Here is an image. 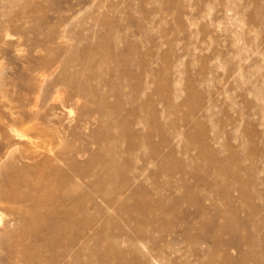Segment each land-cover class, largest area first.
I'll use <instances>...</instances> for the list:
<instances>
[{
	"label": "rangeland",
	"instance_id": "rangeland-1",
	"mask_svg": "<svg viewBox=\"0 0 264 264\" xmlns=\"http://www.w3.org/2000/svg\"><path fill=\"white\" fill-rule=\"evenodd\" d=\"M0 199V264H264V0H0Z\"/></svg>",
	"mask_w": 264,
	"mask_h": 264
},
{
	"label": "bare ground",
	"instance_id": "bare-ground-1",
	"mask_svg": "<svg viewBox=\"0 0 264 264\" xmlns=\"http://www.w3.org/2000/svg\"><path fill=\"white\" fill-rule=\"evenodd\" d=\"M65 79H66V78H65ZM69 79H71V77H70ZM69 79L64 80V81H69V83L73 82V81L70 82ZM73 79H74V78H73ZM64 83H65V82H64ZM67 83H68V82H67ZM69 83H68V84H69ZM84 83H85V82H84ZM65 84H66V83H65ZM83 88H84V87H83ZM86 88H87V87H86ZM86 88H85L84 92H83V90H82V92H83V94H85L86 96H88L89 98H91V97H90L91 94H90L89 92H87L88 89H86ZM83 94H82V96H83ZM92 101H93V100H92ZM100 109H101V108H100ZM101 111H102V109H101ZM101 111H100V112H101ZM101 114H102V113H101ZM84 123H85V122H84ZM13 174H14V173H13ZM58 175H60V174H58ZM63 175H64V173H63ZM5 177H6V176H5ZM53 177H54V176H53ZM50 178H51V177H50ZM12 188H13V186H12ZM47 189H48V188H47ZM1 191H2V190H1ZM3 191H4V190H3ZM52 191H53V190H52ZM44 192H45V191H44ZM51 193H52V192H51ZM10 195H11V194H10ZM39 195H40V194H39ZM65 195H66V194H64V196H65ZM67 195H68V194H67ZM33 196H34V195H33ZM36 196H37V195H36ZM42 196H44V193H43ZM68 196H70V195H68ZM46 197H47V196H46ZM50 197H51V196H50ZM44 198H45V197H44ZM66 198H67V197H66ZM34 199H35V198H34ZM0 200H1V199H0ZM1 201H2V200H1ZM55 203H56V202H55ZM50 204H51V202H50ZM38 206H39V205H38ZM47 206H48V205H47ZM47 206H46V207H47ZM35 207H36V206H35ZM43 207H44V206H43ZM46 207H45V208H46ZM41 208H42V207H41ZM41 208H40V209H41ZM58 208H59V207H58ZM69 208H70V207H69ZM77 208H78V207H77ZM44 210H45V209H44ZM67 210H68V209H66L65 211H67ZM11 212H12V211H11ZM77 212H78V211H77ZM67 213H68V212H67ZM70 213H71V212H70ZM75 213H76V212H75ZM34 214H35V213H34ZM64 215H65V214H64ZM67 215H68V214H67ZM55 216H56V215H55ZM10 218H11V217H10ZM41 224H42V223H41ZM36 226H37V225H36ZM38 227H39V226H38ZM38 227H37V228H38ZM43 227H44V226H43ZM33 228H34V227H33ZM69 228H70V227H69ZM28 229H29V228H28ZM28 229H27V230H28ZM38 229H39V228H38ZM72 229H73V228H72ZM36 232H37V231H36ZM28 233H29V232H28ZM31 233H32V232H31ZM30 235H31V234H30ZM56 238H57V237H56ZM1 239H2V238H1ZM1 239H0V241H1ZM61 239H62V238H61ZM67 243H68V242H67ZM43 251H44V250H43ZM25 253H26V252H25ZM46 253H47V252H46ZM65 253H66V252H65ZM27 255H28V254H27ZM25 258H26V257H25ZM37 259H38V258H37ZM1 260H2V259H1ZM24 260H25V259H24ZM35 261L38 262V260H35ZM35 261H34V262H35Z\"/></svg>",
	"mask_w": 264,
	"mask_h": 264
}]
</instances>
